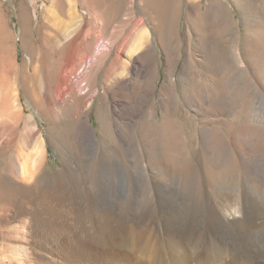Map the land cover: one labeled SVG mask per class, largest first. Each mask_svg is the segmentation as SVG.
<instances>
[{
	"label": "rangeland",
	"instance_id": "1",
	"mask_svg": "<svg viewBox=\"0 0 264 264\" xmlns=\"http://www.w3.org/2000/svg\"><path fill=\"white\" fill-rule=\"evenodd\" d=\"M2 1L19 67L29 56L21 48L16 0ZM239 1L94 0L90 54L95 55L89 62H78L73 73L66 67L78 50L82 25L77 24L84 10L79 7L74 19L57 13L52 22L61 21L57 39L64 51L62 69L44 48L35 63L41 69L39 86L28 81L26 91L17 79L14 109L6 112L0 105V150L22 160L28 156L41 173L54 177L63 167L62 160L78 159L82 143L95 165L99 164L102 179L108 175L106 180L116 171L117 157L122 171L138 174L144 169L139 157L148 155L144 164L152 167L155 183L145 185L142 176L145 191L135 201L139 204L164 202L156 199L157 190L166 187L173 171H185L193 163L204 173L214 174L212 180H218L220 173L239 171L245 160L260 164L264 159V72H251L249 59L255 51L264 60V28L246 27ZM26 2L29 35L38 44L45 3ZM251 2L264 16V0ZM106 15L110 22L104 21ZM168 28L170 33H166ZM47 33L54 34L52 29ZM128 34L131 39H125ZM203 38L214 46L212 52L201 48ZM100 39L108 41L106 49H97ZM233 45L241 52L242 65L231 55ZM212 65L231 69L226 76L221 74L226 81L223 88L225 81L218 84ZM107 182L100 186L106 188ZM53 202L70 204L66 199ZM46 234L54 235L52 231Z\"/></svg>",
	"mask_w": 264,
	"mask_h": 264
},
{
	"label": "bare ground",
	"instance_id": "2",
	"mask_svg": "<svg viewBox=\"0 0 264 264\" xmlns=\"http://www.w3.org/2000/svg\"><path fill=\"white\" fill-rule=\"evenodd\" d=\"M15 3L21 48L29 58L17 66L4 3L0 0V105L6 112L14 109L17 79L26 91L28 81L39 86L41 69L35 63H39L41 53L48 50L62 69L64 51L57 39L61 21L52 22L57 13L74 19L79 7L84 10L77 24L82 25L80 42L76 43L78 50L67 63L68 73L76 70L78 62H89L95 55L90 54L94 0H44L38 44L29 35L26 0ZM238 5L244 9L247 28H264V16L254 10L251 0H240ZM110 19V15L104 17L105 22ZM196 22L200 24L197 18ZM48 29L54 34L47 33ZM168 30L166 33L171 32ZM125 39H131V35ZM202 40L201 48L212 52L214 46ZM231 55L238 66L243 64L236 45L231 46ZM249 61L251 72H264V60L255 51ZM229 69L220 65L210 67L213 76L219 75L215 77L219 85L224 79L221 74H227ZM68 77H64L67 84ZM225 84L226 81L222 82V88ZM15 112L20 115L17 107ZM80 144L78 159L62 160L63 167L54 177L41 173L27 155L22 160L12 157L6 149L0 150V264H264V159L260 164L245 160L239 171L220 173L218 180H212L214 174L204 173L193 163L185 171H173L165 188L157 192L147 189L149 193L156 192V199L164 202L139 204L135 201L144 190L142 176L144 184L155 183L152 167L144 164L148 155L139 157V166L144 169L138 174L122 171L121 158L117 157L119 168L116 163V171H112L107 182L108 175L102 179L99 164L95 165V159ZM107 159L108 163L112 161ZM160 165L159 162L157 166ZM210 181L219 183L210 185ZM106 182L109 186L102 188L100 185ZM59 199L70 204H54ZM48 231L54 234L50 239L46 236Z\"/></svg>",
	"mask_w": 264,
	"mask_h": 264
},
{
	"label": "built area",
	"instance_id": "3",
	"mask_svg": "<svg viewBox=\"0 0 264 264\" xmlns=\"http://www.w3.org/2000/svg\"><path fill=\"white\" fill-rule=\"evenodd\" d=\"M108 47V41L106 39H100L97 43V49L102 50Z\"/></svg>",
	"mask_w": 264,
	"mask_h": 264
}]
</instances>
